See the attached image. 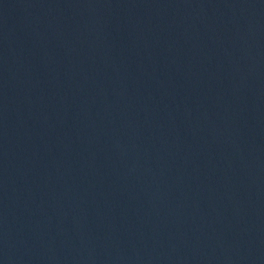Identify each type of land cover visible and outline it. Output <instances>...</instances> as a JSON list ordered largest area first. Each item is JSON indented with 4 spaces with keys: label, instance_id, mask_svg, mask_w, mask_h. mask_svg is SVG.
<instances>
[{
    "label": "water",
    "instance_id": "95a60500",
    "mask_svg": "<svg viewBox=\"0 0 264 264\" xmlns=\"http://www.w3.org/2000/svg\"><path fill=\"white\" fill-rule=\"evenodd\" d=\"M0 264H264V0H0Z\"/></svg>",
    "mask_w": 264,
    "mask_h": 264
}]
</instances>
